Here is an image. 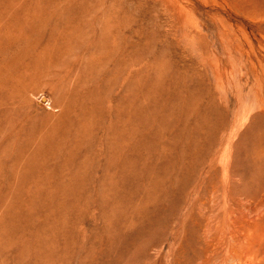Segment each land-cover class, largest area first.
<instances>
[{"label":"rangeland","instance_id":"374dc122","mask_svg":"<svg viewBox=\"0 0 264 264\" xmlns=\"http://www.w3.org/2000/svg\"><path fill=\"white\" fill-rule=\"evenodd\" d=\"M0 217L19 264H264V0H0Z\"/></svg>","mask_w":264,"mask_h":264},{"label":"bare ground","instance_id":"6f19581e","mask_svg":"<svg viewBox=\"0 0 264 264\" xmlns=\"http://www.w3.org/2000/svg\"><path fill=\"white\" fill-rule=\"evenodd\" d=\"M0 220V255H4L9 261L13 260L14 264H19L17 256L21 255L23 248L22 233L17 227H14L13 222L5 223L2 217H0Z\"/></svg>","mask_w":264,"mask_h":264}]
</instances>
